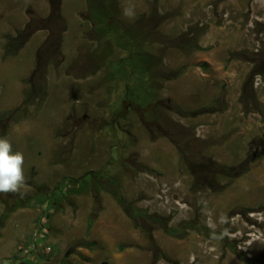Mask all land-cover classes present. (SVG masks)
I'll return each mask as SVG.
<instances>
[{
    "label": "rangeland",
    "instance_id": "1",
    "mask_svg": "<svg viewBox=\"0 0 264 264\" xmlns=\"http://www.w3.org/2000/svg\"><path fill=\"white\" fill-rule=\"evenodd\" d=\"M115 4L105 58L87 0H0V264H264V0Z\"/></svg>",
    "mask_w": 264,
    "mask_h": 264
},
{
    "label": "trees",
    "instance_id": "2",
    "mask_svg": "<svg viewBox=\"0 0 264 264\" xmlns=\"http://www.w3.org/2000/svg\"><path fill=\"white\" fill-rule=\"evenodd\" d=\"M87 2H88V4H89V6H88V12H87V18L92 22V24H93V26H92V30L94 31V32H97L98 31V34L96 35V33H95V35L99 38V36L100 37H102L106 42V47H105V50L103 51L104 52V56L103 57H107L108 56V54H110V53H112L111 51V49H112V47L110 46V44L114 41V39H115V37L116 36H107L106 37V35H107V33H109V30L111 29L112 30V28H109L107 31L105 30L107 27L106 26H104L105 25V23H107V22H109V23H113V22H115V26H118V16H117V12H116V10H117V8H116V4H115V0H87ZM110 26V25H109ZM114 26V27H115ZM123 26H124V24H122V22L120 21V27L122 28V29H120L121 31L123 30V31H127L128 32V29L124 26V28H123ZM107 32V33H106ZM129 33V32H128ZM187 34V33H186ZM141 37H143V36H140L139 34H137V35H135L134 36V38L131 36V38L129 37V38H127V40H128V45H125V46H127V47H130V48H128V50L129 49H131L130 50V52H128V54L126 55V56H123V57H121L118 61H119V63H121V62H125V63H127V64H129V68H130V72H132L133 70L135 71V69H136V67H138L139 65H140V63L142 62H140L139 60V57L137 56V54H140L139 53V50L138 49H136V52H134V53H132V51H134L131 47H132V45H133V43H134V41H136V40H138V39H140ZM185 38H187V37H185ZM147 40V39H146ZM23 41H24V39L21 37V31L17 34V35H15V36H7V43H6V47H5V49H6V52H7V54H13V52L14 51H10V50H12L13 49V46H14V44L16 43V42H18L17 43V45H16V47H15V49L14 50H18L19 48H21V46H22V44H23ZM152 43H154V41H152ZM183 43L185 44V45H183ZM182 43V45H183V49L185 48L186 49V47H187V43H189V41H184ZM147 44V43H146ZM145 44V45H146ZM179 45H181V44H179ZM166 46H167V44H166ZM195 46H196V44H195ZM127 47H126V49H127ZM11 48V49H10ZM131 55H133V56H137V59H138V62L134 65V62L132 61L131 62ZM158 69L159 70H162L161 71V74H160V78H166V79H168V78H174V77H176L178 74H180V72H179V70L180 69H177V70H172L171 72H168V71H166V70H163L165 67L163 66V64H162V62H161V59H160V62H159V64H158ZM164 67V68H163ZM163 71H165L164 73H163ZM110 73L113 75L114 73H115V71H112V68H111V71H110ZM154 72H152V74H153ZM167 73H169V75L167 74ZM147 74V78H145V76H143V78H140V79H138V78H135V76H132V77H128L127 79L125 78L124 79V82H126V84H127V88H129V87H132V86H134V84H138L139 85V87H141V88H145L146 87V85L147 86H149V84H150V80H151V78L149 77V75H148V73H146ZM164 74H167V76L166 77H164ZM260 74V73H259ZM162 79L161 80H159L158 82H156V83H153L152 85H151V88H153V90H154V92H155V94H156V88H157V86L159 85V84H161V81H162ZM19 112H20V108H15V109H13L12 111H5V112H3L4 114H8V116H11V117H13L14 119H16V120H18V119H20L19 117H17V115L19 114ZM199 163H200V161H199ZM200 164H205V163H200ZM199 164H196V163H192V166H191V171H192V173H193V175H196V171H197V169L199 168V166H198ZM195 180H196V178H195ZM120 203L125 207L128 203L124 200V199H122V198H120ZM135 215V214H134ZM100 264H105V262H102V263H100Z\"/></svg>",
    "mask_w": 264,
    "mask_h": 264
},
{
    "label": "clouds",
    "instance_id": "3",
    "mask_svg": "<svg viewBox=\"0 0 264 264\" xmlns=\"http://www.w3.org/2000/svg\"><path fill=\"white\" fill-rule=\"evenodd\" d=\"M124 14L133 16L131 8L125 9ZM25 158L19 150H13L12 142L0 137V194H27V179L24 171ZM22 189L24 191H22Z\"/></svg>",
    "mask_w": 264,
    "mask_h": 264
},
{
    "label": "flooded vegetation",
    "instance_id": "4",
    "mask_svg": "<svg viewBox=\"0 0 264 264\" xmlns=\"http://www.w3.org/2000/svg\"><path fill=\"white\" fill-rule=\"evenodd\" d=\"M13 264H28V263H26V262L24 263V261H21V262H18V263L15 262V263H13ZM34 264H35V263H34Z\"/></svg>",
    "mask_w": 264,
    "mask_h": 264
},
{
    "label": "crops",
    "instance_id": "5",
    "mask_svg": "<svg viewBox=\"0 0 264 264\" xmlns=\"http://www.w3.org/2000/svg\"><path fill=\"white\" fill-rule=\"evenodd\" d=\"M119 16L122 17V14H120ZM129 18H130V21H131V17H129ZM119 20H120V18H119ZM130 21H129V23H130ZM122 23H123V22H122Z\"/></svg>",
    "mask_w": 264,
    "mask_h": 264
},
{
    "label": "bare ground",
    "instance_id": "6",
    "mask_svg": "<svg viewBox=\"0 0 264 264\" xmlns=\"http://www.w3.org/2000/svg\"><path fill=\"white\" fill-rule=\"evenodd\" d=\"M242 188V187H241ZM236 194H239V193H236Z\"/></svg>",
    "mask_w": 264,
    "mask_h": 264
}]
</instances>
